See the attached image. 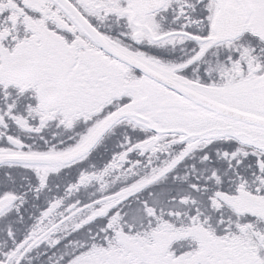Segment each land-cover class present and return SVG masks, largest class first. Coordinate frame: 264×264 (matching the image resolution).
<instances>
[{
    "label": "snow or ice",
    "instance_id": "obj_1",
    "mask_svg": "<svg viewBox=\"0 0 264 264\" xmlns=\"http://www.w3.org/2000/svg\"><path fill=\"white\" fill-rule=\"evenodd\" d=\"M0 264H264V0H0Z\"/></svg>",
    "mask_w": 264,
    "mask_h": 264
}]
</instances>
